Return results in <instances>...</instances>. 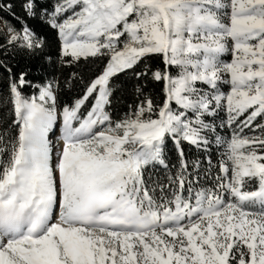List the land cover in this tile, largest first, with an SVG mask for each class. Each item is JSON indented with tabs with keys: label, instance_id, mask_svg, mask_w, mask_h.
<instances>
[{
	"label": "snow or ice",
	"instance_id": "1",
	"mask_svg": "<svg viewBox=\"0 0 264 264\" xmlns=\"http://www.w3.org/2000/svg\"><path fill=\"white\" fill-rule=\"evenodd\" d=\"M0 264H264V0H0Z\"/></svg>",
	"mask_w": 264,
	"mask_h": 264
},
{
	"label": "trees",
	"instance_id": "2",
	"mask_svg": "<svg viewBox=\"0 0 264 264\" xmlns=\"http://www.w3.org/2000/svg\"><path fill=\"white\" fill-rule=\"evenodd\" d=\"M17 11L19 12V8H17ZM13 71L16 73H19L20 71H27L28 72V79L31 80L33 83H40L42 82L45 77H50L52 75H60V70L57 69L54 65L49 66V64L40 58L35 59H26L22 57H17L15 61L12 62ZM72 69L65 68L63 70V76H67ZM119 81L122 83L123 88L125 91L123 93L118 92L117 96H122V99L126 102L132 101V95H131V86L133 83H135L134 80L126 79L124 76L119 77ZM24 91L30 92V89H24ZM72 92H69L67 89L64 90V92L61 95V98L64 100H69L72 96ZM117 108L122 107L121 104L116 105ZM186 152H188V146H185ZM168 153L171 156L173 162L176 160V153L175 149L172 147L171 144L168 145ZM189 156L196 155V150L192 149L191 152H188ZM213 160H215V155L213 156Z\"/></svg>",
	"mask_w": 264,
	"mask_h": 264
}]
</instances>
